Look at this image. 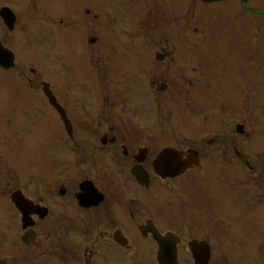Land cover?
Returning a JSON list of instances; mask_svg holds the SVG:
<instances>
[{"label": "flooded vegetation", "instance_id": "1", "mask_svg": "<svg viewBox=\"0 0 264 264\" xmlns=\"http://www.w3.org/2000/svg\"><path fill=\"white\" fill-rule=\"evenodd\" d=\"M229 1L234 7L238 1L241 12L247 11V0ZM157 3L161 7V1ZM8 5L15 23L8 30L0 18V43L14 54L13 70L28 86L26 102L34 108V97H40L44 106L45 96L34 90L33 69L28 75L22 66L34 55L38 15L42 11L43 17L52 18L54 10L46 0H29L25 9L23 0H0V8ZM114 5L117 17H124L119 4ZM103 6V0H63L59 24L64 30L67 70H87L91 76H81L76 88L50 87L73 136L65 137L58 149L52 147V169L45 177L34 176L30 192L14 180H5L3 196L8 204L1 213L0 258L4 264H229L233 255H261L264 229L263 216L258 215L264 214V153L257 154V144L251 142L244 123L232 127L222 121L208 139L198 137L187 123L178 126L176 134L167 135L161 128L164 135H159L151 126L149 107L103 104L91 95L96 85L92 74L112 72L119 59L113 54L127 53L125 46L111 45L113 31L110 26L103 29ZM22 9L32 15L27 22ZM140 27L148 37L150 26ZM145 44L138 62L143 69L136 75L152 87L168 89L167 67L173 63L177 86L185 84L181 95L194 111L196 92L189 91L194 81L186 83L182 64L192 65L190 72L196 73L197 60L171 56L162 41L154 43L160 50L151 58L153 46L150 41ZM70 49L76 53L72 58ZM0 76L5 77L6 71L0 69ZM72 91H79L81 97ZM243 106L240 103L238 114L245 120ZM45 108L48 118H59L51 105ZM163 148L176 150L169 164L184 168L175 178L162 179L154 172L153 162ZM133 171L147 175L149 185L138 184ZM18 189L33 202L25 211L29 216L25 227L10 201Z\"/></svg>", "mask_w": 264, "mask_h": 264}, {"label": "rangeland", "instance_id": "2", "mask_svg": "<svg viewBox=\"0 0 264 264\" xmlns=\"http://www.w3.org/2000/svg\"><path fill=\"white\" fill-rule=\"evenodd\" d=\"M109 1V0H105ZM111 4L115 3L116 0H111ZM147 1V2H146ZM161 1V7H159L157 0H118V4L122 10V12H129V14H134L135 17L133 19V22L130 24H133V37L134 41L137 40L136 46H139L137 48V54H138V60H142L141 52L142 49L140 46L144 42L150 41L151 45L153 46L150 57L153 58L154 53L159 48H155L154 43L156 41H159L162 37L163 39L169 40L174 46L177 47V55L175 52V55L178 56V52H182V55H185L187 57L191 56L192 59H197L198 64V72L191 73L190 67L192 65H183V70L185 73L186 82H189V79L192 78L194 81H197V89L200 90L199 86H202V88H207L204 90H219V85L223 84V81L221 80V77L223 74H226L227 72V66L225 65L226 60H234L238 57L239 54L236 51V48L239 46V43L246 42L248 51H247V58L251 55L250 53L260 56V60L262 58L263 66L260 65V63H252L253 65L251 68H255V66H259L260 70L257 73V76H255V81L251 79H241L243 81L244 90L241 91L242 99H244L241 103L243 104V110L245 111V120H242L243 118L240 117V113L238 114V110L240 107V101L236 98V101H234L230 96L224 95L222 91H220V94L216 96L215 94L212 95L207 92H197V100L194 104L197 103V114L196 122H195V129L198 132L199 137H203L204 139H208L209 137H212L214 135L215 129L219 126V123L222 122L221 120H224L223 122L226 124L231 125L232 127L235 126L238 123H244L245 128L244 130L248 134V136L251 137V142L254 141L256 143V150H258L257 154H263L264 153V18L254 16L249 12H241L239 11L235 12H229L227 8V13L231 17V19L236 21L235 26L234 22H229V25L232 26L231 30L234 32H227V31H216L214 34L215 37L216 34H221V39H224L223 36H228V38H236L238 40V43H233L235 49L231 48H224L223 53L221 51L217 50L218 46L215 45L213 49L210 51L207 49L202 50V44H205L206 37L209 36V39L211 38V33L214 31V28H217L216 25L220 21L216 13L210 14L206 12L209 8L206 6H200L197 3L192 4L189 0H160ZM26 2V1H24ZM117 3V2H116ZM191 3V4H190ZM225 3H229L230 1H227ZM111 4L108 5V7L104 6L106 9L103 13V23L104 24H112L110 21V15L113 11V8L111 7ZM247 5L251 8H263L264 9V0H251V4L247 2ZM61 6V5H60ZM58 4H54L55 8L60 7ZM166 6V13H164V16L159 17L161 19V22L157 24L159 26V31L156 33L151 32L150 36H144L142 33V27H138L140 25V20H144V15L147 14V12H150L152 14H159L162 13L163 7ZM177 6L175 11V7ZM194 11H193V8ZM224 7V5H223ZM231 7V6H230ZM221 8V7H220ZM232 11V9H230ZM56 15L52 17L51 19L53 22H51L49 19L47 20V23H52V28L56 31H62V27H58L57 24L59 23L60 18L63 16V13L61 10L56 11ZM206 12V13H205ZM24 13V12H23ZM166 14V15H165ZM205 14H207L205 16ZM24 18H26V13L23 15ZM177 16V20L174 19V17ZM218 21V22H217ZM139 23V24H138ZM137 26V27H135ZM51 27V26H50ZM197 29V32H193V29ZM117 29V26H116ZM156 29V30H158ZM151 30V29H150ZM158 32H162L161 34ZM179 35L190 44L188 46H181L179 44ZM205 37V38H204ZM217 37V35H216ZM215 37V38H216ZM204 38V39H203ZM130 39V36H129ZM57 39H54L55 44V50L48 49V45L44 44L41 47H38L34 45V60H31V64L26 65L24 64L22 67L26 69L28 72L29 67H33L35 69L36 74L38 75L35 77L36 80H44V81H55V84L62 83L63 77L61 76V64L63 53L62 47L60 45V42H56ZM225 40V39H224ZM227 40V39H226ZM200 41H203L201 44ZM220 41V39H219ZM49 42V41H48ZM35 44V43H34ZM193 44H197L198 47H196V50L193 53ZM163 46H166L164 43ZM200 46V47H199ZM37 47V49H36ZM64 50V49H63ZM66 50V49H65ZM136 49H134L135 51ZM185 50V51H183ZM219 51V52H218ZM239 53H242L241 50H239ZM76 53L73 49L69 50V57L72 58ZM105 55V53H104ZM119 56V55H118ZM194 56V57H193ZM196 56V57H195ZM230 57V59H229ZM37 58V59H35ZM121 57L119 56V59ZM203 59V60H202ZM56 60L55 65L53 66V62ZM209 61V62H208ZM211 61V62H210ZM117 62V61H115ZM119 65L117 63H114L113 65V72H117L116 77H118L121 74H124V71H122V60H118ZM210 63V65H209ZM137 66V64H135ZM242 67L244 65H241ZM253 66V67H252ZM179 67V66H178ZM136 72L140 69H143V66L135 67ZM168 74L166 73L167 78L171 79H177L178 76H176L175 73H178V70L175 71L174 64L170 67H167ZM188 68V69H186ZM210 68L211 70H209ZM214 68V71L212 69ZM164 69V67H163ZM172 72V73H171ZM103 73V70L101 71L100 75ZM110 73V72H106ZM17 78H19L18 75L15 73H10ZM104 74V73H103ZM63 75V74H62ZM100 75H98L99 79ZM132 75V74H131ZM105 76V75H104ZM249 76V75H248ZM97 79V78H96ZM178 80V79H177ZM97 81V80H96ZM111 84L110 90H108L109 93H113L115 89H119L121 91L122 89L128 87L127 83L128 81L124 79V77L121 78H112L108 80ZM1 82V78H0ZM14 84H10L11 88L14 89L17 85L19 89L25 90V83H19V81L14 80ZM104 82V80L101 81V83ZM99 82L97 81V84ZM96 84V85H97ZM20 85V87H19ZM99 87V84H98ZM17 88V87H16ZM28 88V87H27ZM102 89L101 96L104 99L106 96V91L103 84L100 85V88ZM113 89V90H112ZM203 90V91H204ZM238 91V88H236ZM1 91V89H0ZM98 91V90H97ZM0 95L3 96L0 98V188L2 185H4V172L6 169L13 168L17 171H21L23 174V179H28L27 176L30 175L31 170L34 166H30L28 163L33 162L34 165L37 167V165H40V156L48 155V149L47 146L50 142L51 137L49 135H56L59 134V128L56 127H46L40 123L37 120V116L34 115V135L28 136V139L26 140L25 134L22 135V141L18 139V141L15 144H10L12 139L16 138L20 131L22 130L23 124H15L10 125L6 122V117H9V109H13L15 113L17 114L18 111L16 110V104L13 97H9L8 91H2L0 92ZM237 97L240 96V94H236ZM156 97V95H154ZM167 97V95H166ZM165 97V98H166ZM158 102L154 101V104L151 105V111L157 110L158 118L155 116H152L151 118V126L152 127H158L159 133L161 132L162 125H159L160 123L158 120L160 119V113H162V120H166L170 122L168 128L166 131L169 132L175 130L176 128L174 126L177 125V122H183L182 118H184L186 115L184 112L190 113L182 100H175V99H164L162 102V98L158 97ZM221 99L222 103H229L227 110L231 109L232 113H223L220 112L216 104ZM160 101V102H159ZM167 101V102H165ZM180 101L182 102L180 104ZM140 102V100H139ZM142 103V102H140ZM233 105H231V104ZM144 104V103H142ZM236 105L237 107H235ZM214 107V108H211ZM183 109V110H182ZM224 111V112H226ZM2 114L4 116H2ZM7 117V120L9 119ZM16 115L11 117L12 119H15ZM157 118V119H156ZM161 120V119H160ZM20 121V117L18 116L16 118V122ZM195 119L188 118L185 123L187 124H193ZM23 122V118H22ZM216 126V127H215ZM6 130V128H8ZM170 127V128H169ZM215 127V128H214ZM6 130V131H5ZM16 130V133H15ZM57 138L61 137L60 135ZM3 144H2V143ZM40 143V144H39ZM47 149V150H46ZM254 153L256 151L254 150ZM34 155V157H32ZM26 162V165L24 164ZM20 163V164H19ZM11 165V167H9ZM47 167V165H46ZM48 168V167H47ZM35 171V170H34ZM2 203L1 195H0V204ZM230 264H246L247 259L243 258L241 255H233L229 258ZM251 264H264V257H255L252 258Z\"/></svg>", "mask_w": 264, "mask_h": 264}, {"label": "water", "instance_id": "3", "mask_svg": "<svg viewBox=\"0 0 264 264\" xmlns=\"http://www.w3.org/2000/svg\"><path fill=\"white\" fill-rule=\"evenodd\" d=\"M202 1H205V2H209V1H213V0H202ZM6 67H9V65H7ZM49 95V94H48ZM51 98V97H50Z\"/></svg>", "mask_w": 264, "mask_h": 264}]
</instances>
